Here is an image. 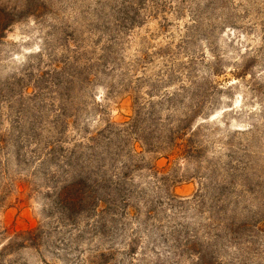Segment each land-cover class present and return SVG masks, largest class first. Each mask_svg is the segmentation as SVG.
Wrapping results in <instances>:
<instances>
[{
	"label": "rangeland",
	"instance_id": "obj_1",
	"mask_svg": "<svg viewBox=\"0 0 264 264\" xmlns=\"http://www.w3.org/2000/svg\"><path fill=\"white\" fill-rule=\"evenodd\" d=\"M0 4V264H264V0Z\"/></svg>",
	"mask_w": 264,
	"mask_h": 264
},
{
	"label": "trees",
	"instance_id": "obj_2",
	"mask_svg": "<svg viewBox=\"0 0 264 264\" xmlns=\"http://www.w3.org/2000/svg\"><path fill=\"white\" fill-rule=\"evenodd\" d=\"M22 16V11L0 4V40L5 31Z\"/></svg>",
	"mask_w": 264,
	"mask_h": 264
}]
</instances>
